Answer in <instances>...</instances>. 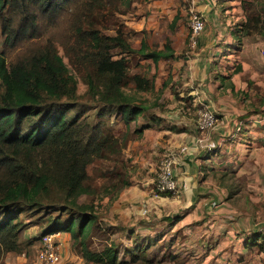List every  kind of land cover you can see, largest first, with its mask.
<instances>
[{"label":"rangeland","instance_id":"obj_1","mask_svg":"<svg viewBox=\"0 0 264 264\" xmlns=\"http://www.w3.org/2000/svg\"><path fill=\"white\" fill-rule=\"evenodd\" d=\"M228 1V5L236 2L243 12L240 5L243 0ZM170 3L173 10L178 9L179 13L182 10V15L177 16L174 30L171 28L173 12L170 11L158 14L152 21L155 26L158 25L155 35L150 30V34L143 30L134 35V27L140 21L139 8L132 9L125 16L115 18L126 31L133 33L130 40L133 48L138 49L135 44L142 40L141 44L149 49L164 50L168 44L173 52V58L159 61L156 69L143 57L129 58L130 77L138 74L153 83L157 81L160 86L162 83V87L157 88L158 91L153 88L148 92H138L134 84L129 81L125 94L133 99L135 105H141L146 109V112L129 125L130 131L127 132L125 129L120 114L101 113L102 105L98 103L97 92L90 93L83 77L72 72L76 81L75 102L80 106L81 111L85 112L86 120L91 124L103 121L112 129L115 136L124 135L128 139L120 155L116 157L117 161L112 159L98 161L88 168L91 190L88 195L82 197L80 203L93 208L97 215L99 230L94 229L90 233L86 248L91 252H101L105 246L112 245L119 252V261H125V264H145L143 256L138 261H132L127 253L128 249H135L136 242L140 248L149 246L145 255L151 264H227L228 249H224L227 246L219 250L223 253L221 254L223 259L220 260L219 254H214L212 249L186 250L190 240L193 239L192 231H198V228L188 227L191 234L173 227L171 231L173 225H168L165 220L168 217L180 218L194 210L193 207L180 208L183 207L182 199H186L188 195L182 197L180 192L175 195L158 194L155 184L159 165L164 156H174L179 169H187L185 162L188 161L190 165L194 164V169L192 165L190 166V170H194L191 171V175L196 173L193 178L191 177L190 189H196V185H200L203 193L209 189L214 191L213 200L208 196L211 202L210 221H207L209 215H204L198 222L203 219L215 226L222 225L223 227L218 228L224 229L225 236L235 237L238 236L235 234L237 219L241 216H249L259 225L257 227L260 231L257 236L264 234V115L261 116L263 119L260 117L256 119L263 124L254 123V126L253 123L248 125L239 122L244 115L251 114L256 103L260 101L259 99L257 101L254 95H250L256 91L261 93V86L249 81V75L253 69L264 71V44L257 37L244 39L240 41L242 42L240 49L232 47L231 52L225 53L228 59H218V66L215 65V71L219 75L224 70L226 74L233 73L234 66L241 63L242 72L232 78L233 85L234 88L247 89V93L244 94V90L234 93L225 88L218 92L215 99L210 98L206 92L207 85H210L207 80L214 82L215 72L210 73L209 77L205 76L202 60H197L201 57L200 51L191 54L189 48L191 12H195H189L187 0H167V7ZM229 7L234 13V18H237V10H233L232 6ZM147 21L150 23L149 18ZM145 26L152 27V23ZM205 29L206 20L202 34ZM1 41L0 37V51L3 49ZM60 54L62 55L61 52ZM174 54H177L176 58ZM64 62L67 63L65 58ZM204 111L212 114L215 122L211 129L200 132L198 121ZM152 119L155 122L149 121ZM229 120H233L237 127L242 124V127L246 125L252 128H245L247 130L244 137L242 136L244 138L242 141L235 139L236 135L234 136L232 139L234 147L227 146L228 142L214 144L211 134L222 122ZM141 127L147 129L143 132L144 136L137 140L133 131ZM182 148H186L187 151L181 153ZM240 151L242 153L239 154ZM215 165H222L220 167L224 169L217 176H214L209 169ZM199 178L202 181L200 183L197 182ZM125 182L129 185L126 186ZM163 196L174 199H169L170 201L161 199ZM190 196L191 194L188 198ZM195 196L196 191L193 200ZM143 211L146 213L143 214ZM43 217L41 214H20L24 225L21 235L23 253H9L1 264H37V253L43 236L41 225L45 221ZM170 240H173V246H168ZM55 244L59 246L61 255L59 264H95L85 261L79 245L74 243L68 233L66 236L59 233ZM154 248H159L161 253H157ZM260 256L261 264H264V252Z\"/></svg>","mask_w":264,"mask_h":264},{"label":"trees","instance_id":"obj_2","mask_svg":"<svg viewBox=\"0 0 264 264\" xmlns=\"http://www.w3.org/2000/svg\"><path fill=\"white\" fill-rule=\"evenodd\" d=\"M136 2L0 0V264L9 253H23L21 213L44 216L42 235L68 233L86 262L125 264L112 245L101 252L86 248L90 233L99 227L93 208L80 200L91 190L88 168L98 161H117L128 139L115 136L103 121L86 120L75 102L72 72L83 77L90 93L97 92L101 113L120 114L130 131L146 109L135 105L125 88L129 81L138 92L154 85L138 74L129 76V58L143 57L154 66L173 58L168 44L164 50L144 44L132 48L133 33L115 18L125 16ZM241 8L245 22L235 33L237 41L264 40V0H243ZM240 70L238 66L235 72ZM145 129H134L137 140ZM138 246L135 242V249H128L132 261L143 256L151 264L145 255L149 246Z\"/></svg>","mask_w":264,"mask_h":264},{"label":"crops","instance_id":"obj_3","mask_svg":"<svg viewBox=\"0 0 264 264\" xmlns=\"http://www.w3.org/2000/svg\"><path fill=\"white\" fill-rule=\"evenodd\" d=\"M189 3H187V7H189V12L194 11L202 15L205 20H206V29L204 33L201 35L198 44L196 47L189 48L191 49V54L195 53L196 51H200L201 57H198L197 60H202L203 63V74L207 77L210 76V73L213 74L215 72L213 81H210L208 79V84L206 92L208 94V97H212L215 99L218 96V92L221 90L230 89L234 93H237L238 91H243L244 89H239V88H234L233 85V79L236 77L238 74L240 75L242 72V65L241 63H237L236 66H234V71L233 73L226 74V70L223 72L221 71L219 75L216 73V68L215 65L218 66V59L220 60H227L228 57H226L225 53L231 52L232 47L240 49L242 42L237 41L235 38V33L237 32L238 29L241 28V26L245 22V16L244 13L240 10V7L238 8L237 3L234 2L232 5H228L229 1L228 0H187ZM139 3V4H138ZM137 4V5H136ZM241 5V4H240ZM172 4L167 7V0H137L135 3V10L136 8H139L140 16L138 17L140 19L138 25H136L135 31L132 30L131 27H128L130 30H132L136 36L137 32L140 31H147L148 34H150V31H153V35L156 34V31H158V25L153 24V20H155L156 16L158 14H162L163 12H173V16L171 18V22L177 17L182 15V10L180 13L178 12V9H174L171 7ZM232 6L234 9L237 10L238 12V17L234 18V13L229 9ZM144 12L142 14V11ZM175 12V13H174ZM149 18L150 23L147 21ZM241 20V21H239ZM151 26H145L146 24H151ZM145 28V29H144ZM175 29V27H174ZM173 29V30H174ZM150 30V31H149ZM258 40H261L257 38ZM244 40V39H242ZM263 41L264 44V40ZM141 41L138 42V44H135L138 46L137 48H133L134 50H139L141 49ZM147 42V41H145ZM238 42V44L236 43ZM237 44V45H234ZM262 43V42H261ZM150 45H152L149 42ZM264 49V48H263ZM197 54V53H196ZM224 54V55H223ZM177 54H174V58H176ZM192 57V55H191ZM190 60V58H189ZM150 61V60H148ZM151 62V61H150ZM188 62V61H186ZM217 62V63H215ZM152 63V62H151ZM159 63V62H158ZM153 64V63H152ZM156 66L153 65V67L156 69ZM232 66V65H230ZM240 66L241 70L239 72H235V69ZM223 69V68H222ZM252 73L249 75V81H253L255 85L261 86V93H258L257 91L254 93H250V95H254V97L260 100L259 103H256L254 106V111H263L264 110V71H256L252 70ZM262 77V78H261ZM231 82V83H229ZM225 84V85H224ZM154 85V90L158 91V87H162L160 84H157V81L153 83ZM232 85V87H230ZM219 87V89H217ZM246 94L247 89L244 90ZM219 101V100H218ZM214 106V104H213ZM218 108V107H217ZM219 109V108H218ZM262 114V115H261ZM260 115V116H259ZM264 113H251L249 115H244L242 119H240V123L243 124H263L261 121H257L258 117L261 118ZM235 118V117H234ZM233 120L226 121L225 123H221L211 134L212 136V141L214 144H221L228 142L227 146L234 147L235 144L232 141L234 139V136L236 135L235 139L242 141L244 138V133L247 129V127L252 128L251 126H246L242 124L240 127H237L233 122ZM229 123V124H227ZM254 124V126H255ZM144 136V135H143ZM243 136V137H242ZM236 141V140H235ZM195 143H193V146ZM250 145V144H249ZM253 146V144H251ZM236 149V147H235ZM242 153L241 151L239 154ZM203 158V157H200ZM203 160V163H205V160ZM194 169V164H191ZM190 163L187 161L185 162V166H187V169L181 168L179 169L177 167L176 170V176L180 182V193L181 196L184 197L186 195L191 194L190 198L182 199L184 200L183 203L181 204L180 208H190L193 207L194 210L192 212H188L185 215H183L180 218H173V217H168L165 221L167 224L171 226V231L172 227L176 228V230H184L187 231V233H190V229H197L198 231H192V240H190L189 244L187 245V249H192L194 250H202V249H212V252L214 254H219V260L223 259V256L219 250H222L221 248L223 246H227L224 249H228L226 253V262L227 264H261L260 261V255L261 253L264 252V234H260L257 236L259 233L260 229H258L259 225L255 224L254 221L249 217V216H241L237 219V222L235 224L236 231L235 234L238 236L232 237L233 235H226L223 228H218V227H223L222 225L218 224V222H215L217 225L220 226H215L214 224H210L211 216L210 214V208H211V202L210 198L212 199V196H214V191L209 189L206 191V193L202 192V189L200 188V185H196V189H190L191 188V179L193 178V175H191L190 170ZM206 166V165H204ZM222 166V165H220ZM218 165L210 167V171L213 172L214 176H217L218 173H221L223 167H220ZM204 170V169H203ZM224 170V169H223ZM205 171V170H204ZM192 177V178H191ZM198 183L202 182L201 178L198 179ZM196 191V196L195 199L193 200L194 193ZM164 200H169V199H174L173 197H170L169 199L163 196ZM213 200V199H212ZM170 201V200H169ZM181 202V201H180ZM214 202V201H213ZM213 207V206H212ZM205 212H204V210ZM144 210V209H143ZM203 210V211H202ZM204 215H209V219L207 221L201 220L198 222L200 217H203ZM170 218V219H169ZM213 221V220H211ZM198 222V224H197ZM189 227V228H188ZM183 231V232H184ZM250 232V233H249ZM232 234V233H230ZM62 236H66V233L62 232L60 233ZM194 235V236H193ZM225 236V237H224ZM179 242H177L178 244ZM190 253V251H188ZM220 252V253H219ZM177 256V255H176ZM178 257V256H177ZM177 259V258H176ZM175 259V261H177Z\"/></svg>","mask_w":264,"mask_h":264},{"label":"built area","instance_id":"obj_4","mask_svg":"<svg viewBox=\"0 0 264 264\" xmlns=\"http://www.w3.org/2000/svg\"><path fill=\"white\" fill-rule=\"evenodd\" d=\"M205 28V19L199 13L191 12L190 18V37L189 46L194 48L198 44L199 36ZM215 119L209 112H202L198 121V130L203 132L213 127ZM200 143V142H198ZM186 148L181 149V153L186 152ZM177 161L174 156H164L159 165V172L156 180V192L158 194H172L175 195L180 191V182L176 176ZM143 214L146 211L142 212ZM59 233L45 234L41 238V247L37 253V264H59L61 255L59 253V246L55 244Z\"/></svg>","mask_w":264,"mask_h":264}]
</instances>
